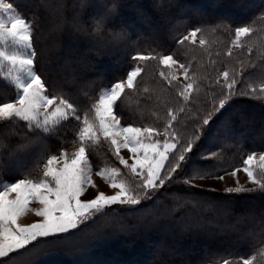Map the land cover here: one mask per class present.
I'll list each match as a JSON object with an SVG mask.
<instances>
[{
	"label": "snow or ice",
	"instance_id": "6c2138e0",
	"mask_svg": "<svg viewBox=\"0 0 264 264\" xmlns=\"http://www.w3.org/2000/svg\"><path fill=\"white\" fill-rule=\"evenodd\" d=\"M88 6V0H79L80 11L73 15L71 26L89 42L90 51L99 55L106 48H119L131 42L132 34L123 26L108 30L105 36L118 9L115 2L105 5L104 14L93 17L91 26L83 20ZM43 7L64 16V23L56 28L62 33L69 22L66 3H45ZM154 7L161 13L160 29L168 27L171 24L168 12L174 7L171 0L167 4L159 0ZM216 27L227 28V25L220 21ZM34 28V23L20 15L12 3L0 0V74L14 88L13 98L0 100V170L6 169L7 161L18 152L39 148L37 156L45 157L47 141L59 136V130L73 120L80 122L74 141L78 147L72 152L61 150L58 154L46 155L38 178H33L29 170L16 173L18 178L14 182L0 181V264H22L21 258L26 255L31 258L26 264H32L50 247L63 245L61 250H67L74 240L89 239L84 230L101 217L109 216L114 211L113 205L136 219L132 230L138 234L147 236L154 231L159 235L158 241H149L157 255L166 250L171 255L186 256L187 250L181 251V242L186 237L214 238L223 232L246 243L264 264V203L259 208L238 206L236 200L238 195L248 193L264 198V153L257 158L253 152L242 161L243 171L253 187H245L237 180L235 187H226L219 194L214 188H202L192 182L208 178L224 180V175L218 174L221 170L211 164V158L218 157L217 152L207 150L210 167H190L198 153L204 159L201 148L212 129H218L224 141L237 139L235 122L245 116L235 107V98L257 93L255 87L237 91V77L243 76V67L240 71L214 70V77L199 72L189 75V66L173 55L157 57L138 53L132 57L135 66L127 71L126 77L103 86L96 94L99 82L89 77L91 61L82 60L81 66L73 68L69 76L62 62L53 58L41 60L33 43ZM160 29L152 33L153 43L161 34ZM202 31L194 28L179 43L190 40L194 43L197 33ZM253 31L249 25L235 27L232 44L241 46L242 38ZM9 43L13 46L11 51ZM204 43L201 39L200 44ZM248 50L251 52L252 48ZM157 58L169 69L167 74L161 71L160 76L168 85L179 89V97L185 103L175 110L166 107L165 116L147 126L122 122L124 97L138 91L137 78L146 71L143 64ZM178 73L183 75L185 83L178 80ZM204 80L209 83L202 88ZM212 85L219 91L213 92L210 99L202 100V96L208 95L204 89ZM256 98L264 104V83ZM194 100L199 104L189 108ZM181 115L183 123L178 118ZM13 138L19 142L14 144ZM101 140L108 143L112 155L130 177L125 179L126 174L116 167L99 168L97 175L115 190L110 195L100 191L92 178L89 149ZM121 149H127L128 159L121 155ZM223 171L229 174L226 169ZM237 171L232 170L230 175L235 177ZM173 184L186 186L187 194L173 193V205L169 206L161 200V194ZM89 186L97 188L91 197L87 196ZM201 210L213 213L212 218L202 219ZM29 211L39 219L21 222V217ZM118 230L126 231L123 227ZM100 234L103 233H93V237ZM256 259L255 255L235 260L225 258L221 264H256ZM86 264L121 262L90 260ZM134 264L148 262L141 258ZM159 264H174V261ZM181 264L194 262L185 259Z\"/></svg>",
	"mask_w": 264,
	"mask_h": 264
},
{
	"label": "trees",
	"instance_id": "16d2710c",
	"mask_svg": "<svg viewBox=\"0 0 264 264\" xmlns=\"http://www.w3.org/2000/svg\"><path fill=\"white\" fill-rule=\"evenodd\" d=\"M11 1L27 19L30 17L33 19L35 25L33 43L41 60L53 58L62 63L63 60H66L69 62L70 69L67 71L69 76L73 68L81 66L82 60L86 58L91 61L89 77L99 82L95 89L96 94L99 93L100 87L125 77L127 71L135 66L132 57L138 53L157 57L165 54L173 55L174 59H178L181 63L189 66V75H192L193 72H199L201 75L207 74L214 77V70L227 68L240 71L243 67V76L237 77V91L250 90V88L255 87L257 89L256 96L259 95L260 85L264 83V55L261 54L264 52V0H171L174 5L168 12L171 24L161 30L162 33L155 43H153L152 32L150 31L156 27L154 26L155 22L158 20L162 22L160 11L154 7L156 3H159V0H92L83 12L84 22L91 26L93 19L90 20V18L103 15L105 5H111L115 2L118 9L107 26L105 36L108 35V30L123 26L132 34L131 42L119 48H106L99 55L92 51L77 53L73 59L71 58L72 60L65 56H62V60L59 55V57H49L50 54H46L44 50L50 44L51 48H56L57 54L61 55L62 49L70 40L72 43L81 39L86 40L75 29L70 28L73 15L80 10L78 7L79 0H65L69 24L65 25L62 33L56 31V28L64 23V16L61 14L59 17L56 10H46L43 7V4L55 3L54 1ZM93 2L101 3L103 8L101 9L102 12L100 11L92 17ZM164 3H169V0H164ZM220 21H223L227 28L216 27ZM244 25L251 26L254 29L253 33L243 37L239 49L231 48L230 42L235 27ZM194 28L204 30L197 33V36L204 39L205 43L201 45L200 41L192 43L191 40L179 43ZM86 47L89 48V42H87ZM249 47L252 48L251 52L248 50ZM143 66L146 71L137 78L138 91L128 93L124 97L122 122L126 120L129 123L144 126L162 119L166 114V107H172L175 110L185 102H183L182 97H179V89L174 85H168L167 81L160 76V72H164L165 67L161 66L159 58L150 60ZM220 82L222 83L223 80ZM208 83L207 80H204L201 87L204 88V85ZM145 88L148 89L147 92L144 91ZM204 90L208 95L202 96V100L210 99L213 92L219 91L215 85ZM13 92V86L0 79V100L11 99ZM256 96L235 98V107L242 111L245 116L243 120L235 122L234 130L237 139L224 141L221 132L218 129H212L201 148L204 159H200V153H198L195 163L191 164L190 167H210L209 156H205L206 153L210 152L207 150L217 152L218 157L211 158V164L218 167L222 172L241 164L249 153L264 150V122L251 121L253 117L264 116V104ZM195 102L198 103L195 104ZM198 104L199 101L194 100L188 107L194 108ZM144 105L150 114L146 112L144 114ZM137 110L143 114L137 113ZM178 118L181 123L184 122L183 115ZM77 126V122L73 120L71 124H65L59 130V136L51 137L47 141L48 151L46 155L58 154L71 140L73 141L78 129ZM177 127L180 128V125ZM214 134L219 135V142L212 144L209 139ZM256 134L261 135V139L252 138ZM18 142V138H13L14 144ZM103 147L93 146L90 148L89 157L95 161L98 153L104 150ZM40 151L39 148H32L27 152H18L16 157L7 161L8 167L0 170L2 171L0 181L14 182L18 178L16 173H27L29 170H31L33 178H38L42 172L40 167L46 158V155L45 157L37 156ZM37 163L39 167H34ZM107 163L104 160L98 161L100 165ZM222 191L217 190V193H222ZM173 193L186 195L187 188L182 184H173L168 187L166 193L161 194V200L172 206ZM236 200L238 206H250L255 203L257 208L264 202V198L257 193L240 194ZM113 210L109 216L101 217L99 221L95 224H89L88 228L84 230V235L90 237L89 239L78 238L68 246L67 250H61L63 245L50 247L35 258L32 264H86L90 260L108 259H116L121 264H134V261L141 258L148 264H154V262L159 264L160 261L167 260L174 261V264H181L185 259L192 260L194 264H221L222 259L225 258L235 260L241 256L252 255L257 257L256 264H262V258L257 252L250 251L246 243L238 242L234 236L223 232H218L214 238L186 237L181 242V251L188 249L186 256L160 253L156 258L147 252L149 238L153 236L152 232H149L147 236L138 234L132 230V225H135L137 221L129 212L118 207L113 208ZM212 216L213 213L210 211H200V217L204 220L211 219ZM121 227L126 231H119L118 229ZM101 232L103 234L93 237V233ZM29 259L31 258L27 255L22 257V264H26Z\"/></svg>",
	"mask_w": 264,
	"mask_h": 264
},
{
	"label": "rangeland",
	"instance_id": "374dc122",
	"mask_svg": "<svg viewBox=\"0 0 264 264\" xmlns=\"http://www.w3.org/2000/svg\"><path fill=\"white\" fill-rule=\"evenodd\" d=\"M45 2H47L48 0H44ZM51 0H49L50 2ZM54 1L55 3H59V2H63L65 3V0H52ZM6 2H10L14 5L15 9L17 10V12L22 15L26 20L30 21L33 23V19H27V17H25V15L17 8V6L13 3V1L11 0H6ZM92 0H88V3H91ZM94 4V8H93V13L91 14L92 17L95 16L96 13H99L101 11V9L103 8L102 4L101 3H95L93 2ZM80 11V10H79ZM79 11H77L76 13H78ZM102 12V11H101ZM57 15H59V17H61V13L59 11H56ZM75 13V14H76ZM69 15V14H68ZM67 15V16H68ZM63 16V15H62ZM93 19V18H90V20ZM39 21V19H38ZM93 22V20H92ZM161 21L159 22V20L157 22H155V25L156 26L155 28H152L150 32H154L156 31L157 29H160V25H161ZM69 24V23H68ZM71 25V23H70ZM70 28H73L72 26ZM74 29V28H73ZM162 29H160V32L162 33L161 31ZM191 32V31H190ZM189 32V33H190ZM188 33V34H189ZM187 34V35H188ZM47 38V36H46ZM234 39V33H233V37L231 39V42H230V47L233 48V49H239V47H237L236 45L232 44V41ZM243 39V38H242ZM201 40V37H198L196 36L195 37V42L196 41H200ZM46 41L48 42V40L46 39ZM33 42H34V39H33ZM88 42V41H87ZM87 42L86 40L84 39H81L80 41H77V42H74L72 43V41L70 40L69 43L67 45H65V48L62 49V53L61 55L60 54H57L56 52V48L52 47L51 48V45L49 44V47L45 48L44 52L46 54H50L49 57H52V56H57L63 60L62 56L64 57H68V58H72L77 54V53H87V52H90L89 48L86 47L87 45ZM241 45V43H240ZM53 46V45H52ZM8 49L11 51L13 50V46L9 43L8 45ZM59 55V56H58ZM165 55H170V54H165ZM48 59V57H47ZM71 59V60H72ZM63 63L65 65V68H66V71H68L69 68V62H66V60H63ZM161 66L164 68L165 66H163L161 64ZM175 67V66H174ZM130 70V69H129ZM128 70V71H129ZM70 72V70H69ZM164 72L167 74L169 72V69L167 67H165V70ZM126 75V74H125ZM126 77V76H125ZM0 79H3L5 80L6 82L10 83L9 81H7L5 78H4V75L0 74ZM178 80L181 82V83H185L186 81H184V77L182 74H179L178 73ZM220 80H223V78L221 77ZM116 81V80H115ZM113 81V82H115ZM111 82V83H113ZM110 84V83H109ZM108 84V85H109ZM105 86V85H104ZM175 86V85H174ZM102 88V87H100ZM13 96H14V92H13ZM13 98V97H12ZM134 102H136L134 100ZM198 102H195V104H197ZM143 110H144V114L145 112L147 114H150V112L148 111V109H146V106L144 105L143 106ZM137 113H140V114H143L140 112V110H137ZM146 114V115H147ZM163 114V113H161ZM252 122H259V121H262L264 122V116H257V117H253L251 119ZM77 122V125L79 126V123L78 121ZM133 124V123H132ZM151 123L147 124V125H150ZM147 125H144V126H147ZM77 126V128H78ZM133 126H143L142 124H133ZM78 131V129H77ZM77 133V132H76ZM221 136H222V133H221ZM219 135L217 136V134L215 135H212V137H210L209 139V142H211L212 144L213 143H218L219 142ZM261 135H253L252 138L254 139H261ZM76 141V135L73 139V141L71 140L69 142V144L67 146H65V148H63L62 150H66L68 152H72L74 151L77 147H78V143L77 142H74ZM94 146H104V150L99 152L98 153V157L95 159V161L92 160V158L89 157L92 165H93V173H92V178H93V181L94 183L97 185V188L100 190V191H104L106 194H113L114 193V189L111 188L110 184H108L106 181H104L101 177H99L97 175V171L99 168H104V167H107V168H113V167H116V168H119L121 170L122 173H125L126 174V170L123 168L122 165L119 164V161L115 158V156L112 155L111 153V150L109 148V145L107 142L101 140L100 143L94 145ZM253 153V152H252ZM257 154V158L259 157V154L260 153H264V150L263 151H256L255 152ZM251 154V153H249ZM121 155H123L125 157V159H128L129 157V153L127 151V149H121ZM111 156V157H109ZM205 156H209L210 157V152L206 153ZM246 158V156H245ZM101 160L104 162H108L106 165H100L98 164V161ZM114 161V162H113ZM218 169V167H216ZM43 169V164L41 165L40 167V170L42 171ZM234 169H239V171H237L236 173V176L233 177L230 175L231 171L234 170ZM227 173L229 174H225V171H221L219 173V175H224V180H218V179H215V178H208V179H204V180H193L192 182L194 184H199L201 187L203 188H214L216 190H223L224 188L226 187H235L236 186V181L238 180L240 184L244 185L245 187H253L254 185L248 180V177H247V174L243 171V164H239L238 166L230 169V170H227ZM125 179H130V177L127 176V174L125 175L124 177ZM186 178V177H185ZM97 188H92L91 186H89L88 188V192H87V196L88 197H91L96 191H97ZM261 203V202H260ZM264 203V202H263ZM252 206H256V204L254 203V205L252 204ZM120 208V206H117V205H113L112 208ZM193 215H195V213H193ZM36 219H39L38 217L35 216L34 212L33 211H29L27 212L23 217H21V222H33L35 221ZM117 227V226H116ZM153 236H151L149 239V241H158L160 239L159 235L156 233V232H152ZM157 237V238H156ZM148 241V245H149V248L147 249V252L148 253H151L153 256H155L157 258V254L155 253V249L153 248V246L150 244V242ZM188 250V249H187ZM165 254V253H169L168 251L164 250V251H161V254ZM170 254V253H169ZM166 255V254H165Z\"/></svg>",
	"mask_w": 264,
	"mask_h": 264
}]
</instances>
